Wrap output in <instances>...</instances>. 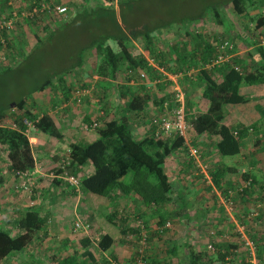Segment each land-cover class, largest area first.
<instances>
[{"label": "rangeland", "instance_id": "374dc122", "mask_svg": "<svg viewBox=\"0 0 264 264\" xmlns=\"http://www.w3.org/2000/svg\"><path fill=\"white\" fill-rule=\"evenodd\" d=\"M97 1L91 0L90 3L94 6L97 5ZM254 2V6L242 16L237 15L231 6L224 11L226 18L223 17L221 21H228L229 30H226L225 26L220 23L216 24L213 14L209 13L206 21L198 24L201 26L189 27L193 32L189 37L184 35L177 39L173 36V30H161L162 32H155L154 36L157 40L165 41L167 46L180 42L179 48L185 46L183 50L188 53V57H190L191 51H202L199 43L204 44L203 41L218 48L227 43L228 49L220 50L223 58H226L223 64H233L234 57L238 53L244 54L251 47L264 42V26L257 27L258 21L264 20V0H254ZM83 3V0H12L13 11L17 17L16 20L13 19V28L5 34L6 38L4 37L9 48L5 47L0 50V70L6 66L15 67L13 65L20 63L21 59H24L35 49L38 42L41 43L13 74L0 77V86L4 84L8 89L6 96L18 98L19 94L27 92L34 85L42 84L47 77H51L50 73L70 65V59L76 58V47L97 37L95 35L99 34L98 25L93 24L94 22H88L83 27L82 22L67 28L59 26L65 21L63 16L66 13L68 20L74 13L82 9L85 5ZM203 3L205 0H166L165 2L159 0L151 9L149 17L194 15L199 12ZM42 4L50 10H44L31 16L33 9H42ZM57 6L66 8V13L62 17L53 15V8ZM168 11L172 12L169 14ZM11 12L12 8L7 5L6 0H0V20L2 18L10 20ZM180 32L183 33L184 29H181ZM197 33L200 38H197ZM239 35L247 36L246 41L240 40ZM215 41L216 43H214ZM139 48L138 44L134 42L131 47L132 54L137 55ZM166 55L170 71L175 68V54L171 50L169 54L167 51ZM85 59L84 70L77 69L65 75L66 88L70 91L67 102L64 101L67 94L57 89V84H53V87L35 93L30 101L37 105L28 108L38 113L41 110H50L52 99L56 105L62 102L57 111L62 112L59 115L60 123H63L60 127L64 130L62 140H65L66 145L79 143L86 133L92 130L94 122L98 121L100 126L97 129H99L105 122L115 120L120 114L121 105H118V101L121 97L118 87L126 85L127 80L119 79L116 82L119 86L116 87V84L109 83L108 80L100 78L94 72L100 62L99 59L91 56ZM193 66L195 67H191L185 73L182 72L189 74L191 79L184 80V78L176 82H169L166 84L167 86L162 87L159 84H154L151 80L152 77L155 78V75L152 76L154 71L151 73L138 71L133 76L135 80L129 83L131 91L141 92L140 94L149 93L151 96L153 95L152 97H156L155 95L160 93L169 95L172 99L177 85L184 91L187 103L192 106L196 105L200 96L199 88L194 83L195 77L201 69L210 71L212 67H201L199 62ZM155 79L164 80L162 74L159 79ZM192 79L193 81H191ZM139 87L145 89L139 91ZM86 88L89 93L83 98L81 104H77L72 98L74 91ZM246 91L251 95L250 103L252 102L264 111V98L255 97L249 89ZM167 103L165 104L167 105ZM14 108L15 105L11 103L10 111L6 112L4 120L0 123L3 128L12 124L15 116L22 113ZM157 108L155 104L150 103L147 111L139 116H132V132L136 137L143 136V127L147 125L151 114ZM232 108L233 106L228 107L227 111H231ZM259 116L262 123L253 128L251 126L247 128L249 133L242 141L243 151L239 157L219 158L215 153L214 140L203 136V139L190 145L194 149L193 157L190 156L188 148H186L172 155L167 161L166 169L172 174L173 188L181 190L188 203L189 211L192 212L189 219H186L187 215L183 214L182 216L181 213L170 215L176 207L173 203L162 209H146L142 204L132 202V207L124 208V205L119 203L116 198L113 206L122 221L119 220L118 226L110 225L102 214L91 211L89 207L82 204L79 200L80 195H77L64 180L49 176L50 173L60 175L57 169L61 161H59L60 164L59 162L55 163L52 170L44 172L40 177L39 174H36L38 177L35 175L27 180L28 192L21 187L19 178H11L14 179V182H11L7 187L5 182L9 181L12 173L6 158V146L1 144L0 177L3 178V182L0 185V194L2 195L0 206L4 205L2 209L4 212L0 211V217L3 216L2 221H12L14 226H6V228H10V232L13 231L12 233L15 232L17 235L13 220L19 212L38 205L40 192L45 191L50 194V198H54V195L60 194L61 189L69 188L72 192L68 190H66L67 194L62 192L60 200L55 205L48 207L47 204L42 205L44 211L42 216L47 219L46 233L50 238L44 237L33 247L36 260H39L41 264H59L60 259L65 258L68 259L69 264H136L140 251L143 256L142 264H188L189 252L202 255L200 258L202 264H221L220 256L222 255L227 256L230 264H247L249 261L264 264V200H261V197H264V128L262 127L264 116ZM232 119V117H226L224 123L228 124ZM44 158L48 157L44 156ZM58 158L60 159V157ZM189 159H192L190 164L187 163ZM221 165L235 169L236 172L226 174L221 183L222 189H217L212 184L211 173ZM88 169L89 166H86L82 172L74 176L81 180L82 177L88 175ZM254 177L256 183L252 181ZM130 178L131 174L127 175L123 181L128 182ZM51 179H59L68 188L53 184L52 181L55 180ZM249 183H252L254 191L249 190L244 193L243 190ZM30 201L37 203L34 206H29ZM126 204L129 205V203ZM161 216L164 219L163 224H160ZM188 220L189 222H186L185 225V221ZM75 221L90 227L88 236L82 232L72 234V225ZM166 225L169 227L164 228ZM105 228L109 230L112 237H123V243H121L123 248L116 258L105 256V252H102L98 246V240L107 232ZM122 231H125V234H122ZM40 234H38L39 237L44 236V232ZM86 238L90 240L88 246L83 245ZM143 239L144 244L141 243ZM246 242L250 244L251 249L246 245ZM172 246H175L174 250L171 249ZM209 247L213 250H210ZM56 255L58 258L55 257ZM89 255L91 256L89 257ZM21 261L22 256H18L17 260H12L9 264H22ZM224 264H226V260H224Z\"/></svg>", "mask_w": 264, "mask_h": 264}, {"label": "trees", "instance_id": "16d2710c", "mask_svg": "<svg viewBox=\"0 0 264 264\" xmlns=\"http://www.w3.org/2000/svg\"><path fill=\"white\" fill-rule=\"evenodd\" d=\"M83 1L85 5L82 9L59 26L67 28L82 22L83 27L88 22H94L93 24L98 25L99 34L95 35L97 37L93 40L76 47V58L70 59V65L50 73L51 77H47L42 84L34 85L27 92L19 94L18 98L6 96L8 94L6 85L0 86V123L4 120L6 112L10 111L11 103L15 105L14 110L22 112L19 116H15L13 121L18 132L0 127V144L6 146L9 169L15 175L18 172H31L35 168L28 141L22 133H19L25 131L24 120L33 123L35 130L48 138L59 141L63 139L62 133L57 129L47 111L41 110L35 115L29 111L28 108L37 105L30 101L33 94L43 92L46 88L57 84V89L67 94L64 98L67 102L70 91L66 88L65 75L77 69L82 70L86 57H95L100 60L94 71L97 76L109 79L114 85L121 78L127 81L126 85H115L119 86L118 92L121 97L118 101V105H121L119 117L105 122L99 129L89 130L79 143L69 145L70 165L67 170L70 174L77 175L88 165L93 168L90 175L80 180V202L89 207L91 211L102 214L105 220L113 226H118L119 220L122 221L113 206L115 191H119L125 197H137L146 209H162L173 203L178 208H175L170 215L181 213L182 216L187 215L186 219H189L192 212L189 211L188 203L182 192L173 188V177L166 171V163L172 155L177 154L181 149L185 150L186 144L196 143L203 136L210 139L218 138L214 149L219 158H236L242 154V141L248 136L249 129L237 124H225L226 108L250 102V99L240 94L241 87L264 86V49L256 47L252 54H248L254 63V70L242 67L243 60L240 58H235L233 64L220 63L210 71L201 69L194 81L196 87L199 88L200 101L194 106L186 103L185 110L187 121L190 123L189 127L183 137L174 136L172 139L164 140L163 138L156 139L148 130L143 131L142 137H136L132 132L133 115L139 116L147 111L150 103H153L158 107L151 114L153 118L164 111L165 103L168 102L170 106L172 99L169 95L160 93L152 97L153 95L149 93L140 94L141 92L131 91L129 83L135 80L133 76L136 72L151 73L154 71L148 66L143 54H132L131 47L136 42L160 69L171 71L173 74L185 73L191 67H195L193 65L197 62L201 67L207 66L222 54L220 47L203 41L204 44L199 43L202 51H191L188 57V53L183 50L185 46L181 47L182 49L179 48L180 42L167 46L165 41L157 40L154 33L161 30H173V36L177 39L184 35L189 37L193 33L189 27L201 26L198 24L204 23L209 13L213 14L216 24L220 23L225 26L226 30H229L228 21H221L223 17L226 18L224 11L231 6L237 15L242 16L254 6L255 2L254 0H205L199 12L194 15L150 18V11L159 0H117L116 6L112 5L113 2L104 4L102 0H96L97 5L94 6L90 3L91 0ZM168 12L170 14L172 11ZM262 26H264V20L258 21L257 27ZM181 29H184L183 33L180 32ZM52 32L51 35L54 33ZM3 36L6 38V35ZM197 38H200L199 34ZM39 43L41 42L35 45V49L40 46ZM5 47L9 48L8 44L0 45V50ZM171 50L175 54V68L169 71L166 54L167 51L169 54ZM29 55L21 59L20 63L13 65L15 67L6 66L1 69L0 77L13 74L24 60L29 58ZM153 75L157 79L161 77L158 71H154ZM155 78L152 77L151 80L154 81ZM159 86H165V83H160ZM144 89L138 88L139 91ZM50 106L52 109L56 107L53 99ZM257 109L258 113L264 116V111L259 107ZM191 160L189 159L187 163L190 164ZM235 172V169L226 168L224 165L216 167L211 173L213 186L222 189L223 177ZM129 174H131L130 180L124 182L123 179ZM252 181L256 183V178H252ZM2 182L3 178L0 177V185ZM249 190L254 191L252 183H249L243 192L246 193ZM159 220L160 224L164 223L162 216ZM46 223L47 219L40 214L37 208L19 212L15 218V228L18 231L15 237L10 236L9 231L0 229V264H5L9 258L19 255L26 256L29 253L32 254L29 255L30 262L41 264L39 260H36L33 247L37 245L35 240L42 239L38 234L44 232V235H47ZM121 233L125 234V231ZM83 243L84 246H88L90 240L86 238ZM113 244L114 241L109 235H103L98 240V246L102 252L109 251ZM201 256L189 252L188 264H200ZM225 257L226 255L220 256L221 264H224ZM59 264H69V261L66 258L60 259Z\"/></svg>", "mask_w": 264, "mask_h": 264}, {"label": "crops", "instance_id": "0c3cea01", "mask_svg": "<svg viewBox=\"0 0 264 264\" xmlns=\"http://www.w3.org/2000/svg\"><path fill=\"white\" fill-rule=\"evenodd\" d=\"M246 37L247 36L239 35V39L242 40V41H246V39H245ZM256 47H262L264 49V42L262 44H260V45H255V46L251 47V49H248L247 51H245L244 54L238 53L237 56H235L234 58H240V59H242L243 60V63H242L243 66L242 67L245 66L244 67L245 69L254 70V67H253L254 63L252 62L251 58L248 57V54H252L254 52V49ZM84 68L85 67H83V70H84ZM164 71H165V73H171V72H167L166 70H164ZM105 80H108L109 83H111V81L109 79H105ZM248 89L251 90L254 93V94L253 93L252 94L255 97H259L260 96V97L264 98V86H252V87L243 86V87H241L240 94L243 97H245L246 99H250L251 98L250 97L251 95H249L248 94V91H246ZM36 93H40V92H36ZM199 101H197V103H199ZM60 104H61V102L58 103V105H56L55 108L52 109L50 107V110H45V111H47V113L53 119V121H54L55 126L57 127V129L64 136V133H63L64 130H63V128L60 127V126H62L63 123H60V118H59V115L62 112L61 111H59V112L57 111L59 109L58 106ZM229 107L231 108L232 106H229ZM227 108H226V114H227L226 117H228V118H231L232 117L233 118L231 120V122L228 123L229 125L230 124H235V125L237 124V125L243 126L244 128H249L250 126L253 128L256 125H259L260 123H262L260 121V118H259L260 117L259 116L260 114L258 113V109H257L258 107L255 106V104H253L252 102L251 103L249 102V103L244 104V105L233 106V108L229 112L227 111ZM228 110H230V109H228ZM29 111L33 115L38 114L36 112H33L30 109H29ZM0 127H3V126L0 124ZM262 127L264 128V125ZM4 128H7V129L12 130V131H17V132L19 131L18 128H17V126H16V124L14 122L12 124H9L7 127H4ZM19 133H22V135H24L25 138H26V140L28 141V145H29V149H30V152H31V156H32L33 162L35 164L34 166L36 167V169L38 170V172L40 174L39 177L41 176V174H44V172H47L48 170H52L55 167V165H54L55 163H58L59 161L62 162V159L65 157L67 151L69 150V146H68L69 144L66 145L65 140L64 141L63 140H60L59 141V140H56V139L48 138L46 135L42 134L38 130H35V128H27L26 127L24 132H19ZM212 139L214 140L213 145L215 146L216 142L218 141V138H212ZM210 145L211 144L209 143V146ZM63 149H64V152H63ZM44 156H47L48 158H44ZM58 157H60V159ZM59 164H60V162H59ZM88 166H89V169L87 170V173H88V175H90L93 172V168L90 165H88ZM166 166L168 167V163H166ZM57 170L60 173L59 166H58V169ZM166 171L168 172L167 169H166ZM50 174H52V173H50ZM50 174H49V176H50ZM54 175L56 177L58 176L56 174H54ZM10 176L11 177H9V179H8L9 181L7 183L5 182V186H7V187L10 185L11 182L12 183L14 182V179H11V178H16L13 173L10 174ZM36 177H38V176L36 175ZM42 179H43V177H42ZM51 180H55V181H52L53 184L61 185L63 187L65 186L66 188H68V186L65 185V184H62L61 183L62 181L60 182L59 179H51ZM50 190H52V189H50ZM66 190L72 192L71 189H69V188L68 189H61L60 194L58 196L57 195H54V198H50L51 197L50 194L47 193V192H45V191L44 192H40L39 193L40 198H38V202H39L38 205L36 204L37 202L30 201V205L29 206H34L36 204L34 207L37 208L40 211V214L41 215H43L44 211L42 210V205L43 204H47V207L48 206H51V205H55L56 202L58 203V201L60 200L59 197L62 194V192H64L65 194L68 193ZM176 190L177 191H181L180 189H176ZM1 198H2V195L0 194V199ZM116 198L118 199L119 203H121V204L124 205V208L132 207V202H137L138 204H142L141 201H140V199H138L137 197H135V196L125 197L119 191H115L114 192V194H113V202H114V200ZM263 200H264V197H263L262 201ZM0 202H1V200H0ZM126 203H129V205H127ZM3 207H4V205H1L0 206V211H2V212H4V210H2ZM34 207H32V208H34ZM32 208H30V209H32ZM175 208H178V207L176 206ZM45 209H47V208H45ZM23 211H25V210H23ZM2 217H0V229H4L5 231H9L10 232V228L7 229L6 226H11L12 225V221H10V220L2 221ZM13 222L15 223V219L13 220ZM186 222L187 221H185V223H184L185 225H186ZM12 226H14V225H12ZM105 230L107 231V232H105V235H109L113 239V241H114V244L112 245V247L110 248V250L105 252V256H109V257L116 258V255L117 254L119 255L120 252H121V249L123 248L121 246V243H123V237L118 236L117 238H114V237L111 236V234H110V232H109L108 229L105 228ZM12 232L13 231L10 232V236L15 237L16 236L15 235L16 233L15 232L12 233ZM17 234H18V231H17ZM40 236H41V234H40ZM44 237L45 238L46 237L50 238L48 235H44L41 240H43ZM41 240H35V243H37L38 241H41ZM48 241H49V239H48ZM171 249L174 250L175 249V246H172ZM29 255H32V254L29 253ZM29 255H26V256L19 255V256H22L21 263L22 264H25V263L26 264H28V263L38 264L37 262H35V263L29 262ZM17 259H18V257L9 258V259H7V261H6L5 264H9V263L12 262V260H17ZM188 259H189V257H187V260ZM200 264H202V263H200Z\"/></svg>", "mask_w": 264, "mask_h": 264}, {"label": "built area", "instance_id": "2783aa9c", "mask_svg": "<svg viewBox=\"0 0 264 264\" xmlns=\"http://www.w3.org/2000/svg\"><path fill=\"white\" fill-rule=\"evenodd\" d=\"M7 5L9 7L12 8V12H11V19L10 20H6L5 18H2L0 20V45L1 46H5V39L4 36L6 33H9V30L11 28H13V19L16 20L15 18L17 17V14L13 11V4H12V0H6ZM102 2L105 4H109L111 2H113L112 5L116 6V2L117 0H102ZM42 9H33L31 12V16L36 15L39 12H42L44 10H50L48 7H46L44 4L41 5ZM66 13V8L65 7H54L53 8V15H59V17H62L64 14ZM22 16H25L24 14H22ZM64 20H67V13L63 16ZM62 19V20H63ZM191 30V29H190ZM228 44L225 43L223 46L220 45V50L221 51H226L228 49ZM138 54H143V56H145L144 51L139 48V53ZM146 57V61L149 67H151L152 70L154 71H158L162 74L164 80H154L153 83L158 85L160 83H165L168 84L169 82H176L177 80H182L184 78H187L186 76H188V79L190 78L189 74H183V73H179V74H172V73H165V71L163 69H160L158 67V65L154 62V60L150 57H148L147 55ZM226 58H223V56L220 54L218 56V58L211 64L207 65V67L210 66V68L215 67L216 65L223 63L225 61ZM209 68V69H210ZM167 86V85H166ZM86 89H77L76 91H74L72 98L73 100L77 103V104H81L83 101V98L89 93V91ZM168 104L164 105V111L162 113L156 114L153 118H151L145 129L150 131V133H152V135L157 139V138H163L164 140H168V139H172L174 136H180L183 137L185 134L186 129L189 127L190 123L187 121V117H186V95L184 93V91L182 89H180L179 87H177L176 85V89L173 93L172 96V103L169 107ZM24 124L27 128H34V124L29 122V121H24ZM99 127V123L94 122L92 125V130L97 129ZM189 154L191 157H193V151L194 149L191 148V144L188 143L186 144ZM68 153L69 151H67V155H65V157L63 158L61 164L59 165V169H60V175L57 176V178H60L62 180H64L73 190L75 193L79 194L80 193V180L79 178L75 177L74 175L70 174L69 171L67 170V167L70 165V160L68 158ZM36 174H39L38 170L36 169V167L31 171V172H18L15 173V176L17 178H19L21 180V187L23 188V190L25 191H29V186L28 183L26 182L27 180H29L32 176H35ZM40 175V174H39ZM51 178L56 177L53 173L50 174ZM231 205V204H230ZM231 210V208H230ZM169 225H166L164 228H168ZM84 233L85 235H89L90 232V227L88 225H84L82 223H80L79 221H75L73 223V234H78V233ZM142 244H144V239L141 242ZM246 245L250 248V244L248 242H246ZM209 249L211 250L212 248L209 247ZM251 249V248H250ZM213 250V249H212ZM142 253L140 251V255H139V260H137L136 264H142ZM226 260V264H230V261H228V258L225 259ZM113 264V263H112ZM247 264H257L255 262H250Z\"/></svg>", "mask_w": 264, "mask_h": 264}, {"label": "clouds", "instance_id": "9594fccd", "mask_svg": "<svg viewBox=\"0 0 264 264\" xmlns=\"http://www.w3.org/2000/svg\"><path fill=\"white\" fill-rule=\"evenodd\" d=\"M186 100H187V98H186ZM186 103H187V101H186ZM227 258V256L225 257V259Z\"/></svg>", "mask_w": 264, "mask_h": 264}]
</instances>
